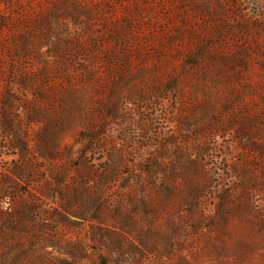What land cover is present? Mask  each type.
Masks as SVG:
<instances>
[{
    "label": "rangeland",
    "instance_id": "rangeland-1",
    "mask_svg": "<svg viewBox=\"0 0 264 264\" xmlns=\"http://www.w3.org/2000/svg\"><path fill=\"white\" fill-rule=\"evenodd\" d=\"M20 2L0 264H264V0Z\"/></svg>",
    "mask_w": 264,
    "mask_h": 264
},
{
    "label": "trees",
    "instance_id": "trees-1",
    "mask_svg": "<svg viewBox=\"0 0 264 264\" xmlns=\"http://www.w3.org/2000/svg\"><path fill=\"white\" fill-rule=\"evenodd\" d=\"M2 4V5H1ZM22 8V4L17 0H0V33L8 28V26L14 23V19L16 16L20 15V9ZM14 18V19H13ZM11 41L17 40L15 34H10ZM17 56H20L21 53L19 51L16 52Z\"/></svg>",
    "mask_w": 264,
    "mask_h": 264
}]
</instances>
